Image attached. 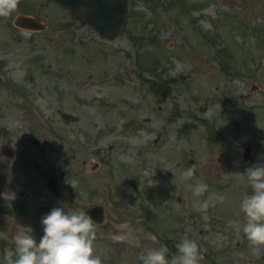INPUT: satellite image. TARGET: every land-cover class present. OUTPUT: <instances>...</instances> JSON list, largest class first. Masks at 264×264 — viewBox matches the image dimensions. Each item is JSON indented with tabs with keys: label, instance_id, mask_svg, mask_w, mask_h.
<instances>
[{
	"label": "rangeland",
	"instance_id": "1",
	"mask_svg": "<svg viewBox=\"0 0 264 264\" xmlns=\"http://www.w3.org/2000/svg\"><path fill=\"white\" fill-rule=\"evenodd\" d=\"M18 2L29 5L20 12L39 16L48 29L30 33L12 24L9 30V22L0 20V61H6L0 70V147L11 141L19 152L14 163L0 165V175L14 168L27 183L18 185L15 194L6 181L0 186V202L16 196L17 206L23 204L28 213L0 217V260L14 248L8 236L13 225H29L35 233L40 227L43 235L41 210H74L94 199L107 213L94 240L102 264H142L149 250L161 247L171 258L185 237L197 242L199 264H264V244L246 237L240 207L251 192L243 174L264 159V51L252 43L247 53L259 50L255 56L262 58L238 65V72L225 71L212 42L217 34L227 46L225 53L249 37L264 44V0H129L127 25L113 42L100 40L51 0ZM18 14L15 10L9 16L11 23ZM221 59L229 61L226 55ZM161 80L170 87L166 95L153 89V81ZM58 109L78 115L79 122L65 127ZM215 127L227 134L224 147L207 140L208 129ZM38 131L45 141L55 133L63 162L72 164L69 171L74 172L59 184L72 192L69 205L52 206L54 194L40 181L54 167L39 173L31 168L22 175L20 166L12 165L40 160L28 140ZM249 143L254 154L246 163ZM190 167L193 177H177ZM169 174L187 187L185 199L176 185L166 208L158 201L154 210L164 215L158 223L153 220L150 231L146 195L151 186L168 183ZM196 181L209 185L200 197L189 187ZM210 194L223 200L214 198L204 208ZM8 219L15 223L9 230ZM117 225H128L139 235L127 237Z\"/></svg>",
	"mask_w": 264,
	"mask_h": 264
},
{
	"label": "clouds",
	"instance_id": "2",
	"mask_svg": "<svg viewBox=\"0 0 264 264\" xmlns=\"http://www.w3.org/2000/svg\"><path fill=\"white\" fill-rule=\"evenodd\" d=\"M18 7V0H0V16L11 15ZM192 168L183 172L186 178L193 177ZM251 188L241 202L245 215L243 232L256 243L264 244V163L248 167L243 174ZM194 197L208 191L209 185L196 181L190 184ZM214 198L209 195L202 203L204 208ZM43 235L37 242L30 226H24L15 236V247L6 250L0 264H102L94 252L96 232L90 215L84 211L68 212L64 207H55L41 218ZM176 253L169 258L164 247L152 249L142 257V264H199L198 244L185 237L176 245Z\"/></svg>",
	"mask_w": 264,
	"mask_h": 264
},
{
	"label": "water",
	"instance_id": "3",
	"mask_svg": "<svg viewBox=\"0 0 264 264\" xmlns=\"http://www.w3.org/2000/svg\"><path fill=\"white\" fill-rule=\"evenodd\" d=\"M63 7L70 9L103 38L113 40L126 23L127 0H56ZM63 118H70L62 115Z\"/></svg>",
	"mask_w": 264,
	"mask_h": 264
},
{
	"label": "bare ground",
	"instance_id": "4",
	"mask_svg": "<svg viewBox=\"0 0 264 264\" xmlns=\"http://www.w3.org/2000/svg\"><path fill=\"white\" fill-rule=\"evenodd\" d=\"M122 229H126V228H122ZM19 232V230L18 229H16L15 231H14V236H16V234Z\"/></svg>",
	"mask_w": 264,
	"mask_h": 264
},
{
	"label": "flooded vegetation",
	"instance_id": "5",
	"mask_svg": "<svg viewBox=\"0 0 264 264\" xmlns=\"http://www.w3.org/2000/svg\"><path fill=\"white\" fill-rule=\"evenodd\" d=\"M7 164H9V162Z\"/></svg>",
	"mask_w": 264,
	"mask_h": 264
}]
</instances>
